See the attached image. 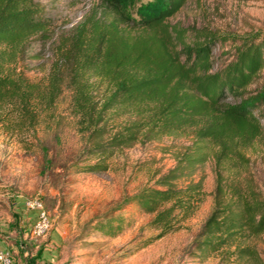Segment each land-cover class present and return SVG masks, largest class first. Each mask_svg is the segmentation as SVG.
I'll use <instances>...</instances> for the list:
<instances>
[{"label":"trees","instance_id":"16d2710c","mask_svg":"<svg viewBox=\"0 0 264 264\" xmlns=\"http://www.w3.org/2000/svg\"><path fill=\"white\" fill-rule=\"evenodd\" d=\"M138 0H96L82 20L54 36L52 22L38 0H0V124L12 130L57 122L55 106L67 95L65 112L84 139L88 156H110L122 147L163 138L184 137L189 145L155 187L125 198L149 216L158 237L178 229L195 210L200 182L176 187L208 158L214 163L211 208L194 250L201 260L220 255L235 263L264 264L249 245L264 233V200L231 175L245 167L243 151L264 132L255 111L264 107V86L251 89L264 69V34L219 35L186 31L170 25L187 0H152L145 11L131 10ZM54 36V37H53ZM53 44V61L43 86L29 82L15 66L31 41ZM232 47L216 68L212 48ZM127 116L114 133L108 121ZM98 173L104 164L77 167ZM132 217L102 219L93 230L116 237L131 228ZM36 256L26 264H35Z\"/></svg>","mask_w":264,"mask_h":264},{"label":"rangeland","instance_id":"374dc122","mask_svg":"<svg viewBox=\"0 0 264 264\" xmlns=\"http://www.w3.org/2000/svg\"><path fill=\"white\" fill-rule=\"evenodd\" d=\"M38 2L57 36L77 25L96 0ZM151 2L138 0L132 16L136 17V11L150 9ZM167 22L186 31L187 40L201 29L219 35L264 34V0H187ZM52 41H31L24 60L15 66L16 73L43 86L54 58ZM231 53L229 43L216 44L212 48L215 67L222 66ZM261 86L264 69L251 89ZM66 100L64 92L54 110L57 122L48 126L42 118L31 129L12 130L0 124V251L8 253V264H26L38 252L41 257L35 264H238L220 255L201 260L194 250V240L211 208V158L195 168L191 176L175 182L176 187L200 182L201 195L194 202V212L177 224L176 231L158 237L159 232L148 226L149 216L132 206L117 210L125 198L142 188L155 187L157 179L174 166L189 145V139L163 138L122 147L110 156H88L84 153V139L65 112ZM254 114L264 123V107ZM126 117L119 114L109 119L111 133ZM243 154L246 166H238L224 177L249 186L264 200V132ZM92 164H104L106 170L77 173L72 166ZM33 199L41 203L50 222L49 230L40 238L30 235L36 213L28 210L25 203ZM117 215L132 217L131 228L112 238L93 230L102 219ZM249 245L264 261V233L250 239Z\"/></svg>","mask_w":264,"mask_h":264},{"label":"built area","instance_id":"2783aa9c","mask_svg":"<svg viewBox=\"0 0 264 264\" xmlns=\"http://www.w3.org/2000/svg\"><path fill=\"white\" fill-rule=\"evenodd\" d=\"M28 210L36 213V219L30 228L32 238L42 237L50 228V222L47 213L44 211L41 203L33 199L25 203ZM9 255L7 252L0 251V264H8Z\"/></svg>","mask_w":264,"mask_h":264}]
</instances>
